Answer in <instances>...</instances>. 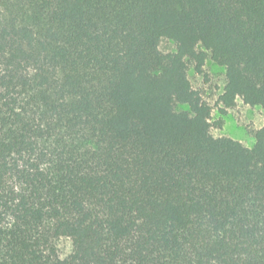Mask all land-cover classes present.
I'll return each instance as SVG.
<instances>
[{
    "label": "trees",
    "instance_id": "trees-1",
    "mask_svg": "<svg viewBox=\"0 0 264 264\" xmlns=\"http://www.w3.org/2000/svg\"><path fill=\"white\" fill-rule=\"evenodd\" d=\"M208 57L264 108V0H0V264H264V122L213 137Z\"/></svg>",
    "mask_w": 264,
    "mask_h": 264
},
{
    "label": "rangeland",
    "instance_id": "rangeland-1",
    "mask_svg": "<svg viewBox=\"0 0 264 264\" xmlns=\"http://www.w3.org/2000/svg\"><path fill=\"white\" fill-rule=\"evenodd\" d=\"M159 50L164 54L172 53L175 52L176 45L170 40H163L159 45ZM187 76L192 88L212 108L211 134L213 137L231 138L251 148L255 143V133L264 122V108L249 107L239 100L233 109L226 110L225 114H221L218 99L226 83L225 69L214 63L210 57L207 58L201 74H198L194 66L189 64ZM178 109L186 108L179 107ZM218 122L223 123L221 128L216 126ZM56 246L61 258H66L72 252V243L67 238L58 240Z\"/></svg>",
    "mask_w": 264,
    "mask_h": 264
}]
</instances>
